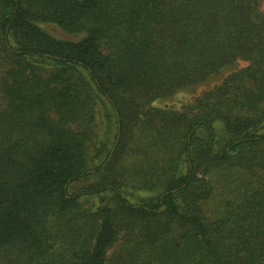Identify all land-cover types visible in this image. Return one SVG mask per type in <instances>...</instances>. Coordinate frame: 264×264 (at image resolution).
Wrapping results in <instances>:
<instances>
[{"label": "trees", "instance_id": "16d2710c", "mask_svg": "<svg viewBox=\"0 0 264 264\" xmlns=\"http://www.w3.org/2000/svg\"><path fill=\"white\" fill-rule=\"evenodd\" d=\"M261 3L0 0V264H264Z\"/></svg>", "mask_w": 264, "mask_h": 264}, {"label": "rangeland", "instance_id": "374dc122", "mask_svg": "<svg viewBox=\"0 0 264 264\" xmlns=\"http://www.w3.org/2000/svg\"><path fill=\"white\" fill-rule=\"evenodd\" d=\"M259 10L264 13V5L261 3L259 6ZM45 30L50 33L54 38L60 39V40H74L72 36L66 35L60 30L56 29L53 26H45ZM247 63L245 62H236L233 66L227 67L221 71V73L215 77H211L204 83L197 85L195 87H190L186 89H182L172 96L168 98L158 99L155 100L152 104V108H158V109H164V110H171L175 112H181L185 107L192 105L194 100L197 99L201 94L204 92H207L211 90L212 88L218 86L221 84V82L229 75L243 69ZM98 124V128L95 130V134L98 137L102 136L103 127ZM135 156V157H134ZM130 160H135L132 163H125L123 164L125 169L130 168L131 166H136V162L140 159V156L136 153L131 152L129 156ZM130 170V169H129ZM130 191H133L134 196L138 199H144L145 196L149 195L147 193H144L142 191H136L132 188L129 189ZM94 204L97 203V201H93ZM84 207H90L88 204H84Z\"/></svg>", "mask_w": 264, "mask_h": 264}]
</instances>
